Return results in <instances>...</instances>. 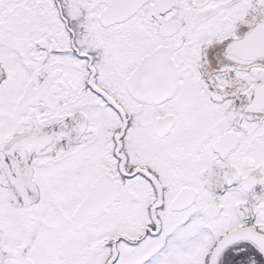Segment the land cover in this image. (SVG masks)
<instances>
[{
    "label": "snow or ice",
    "instance_id": "1",
    "mask_svg": "<svg viewBox=\"0 0 264 264\" xmlns=\"http://www.w3.org/2000/svg\"><path fill=\"white\" fill-rule=\"evenodd\" d=\"M0 264H264V0H0Z\"/></svg>",
    "mask_w": 264,
    "mask_h": 264
}]
</instances>
